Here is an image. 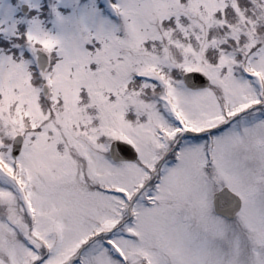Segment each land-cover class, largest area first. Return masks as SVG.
Wrapping results in <instances>:
<instances>
[{"label": "snow or ice", "instance_id": "6c2138e0", "mask_svg": "<svg viewBox=\"0 0 264 264\" xmlns=\"http://www.w3.org/2000/svg\"><path fill=\"white\" fill-rule=\"evenodd\" d=\"M0 264H264V0H0Z\"/></svg>", "mask_w": 264, "mask_h": 264}]
</instances>
